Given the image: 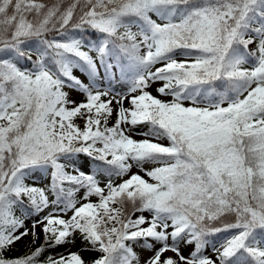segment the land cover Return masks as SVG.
Instances as JSON below:
<instances>
[{
    "label": "snow or ice",
    "instance_id": "1",
    "mask_svg": "<svg viewBox=\"0 0 264 264\" xmlns=\"http://www.w3.org/2000/svg\"><path fill=\"white\" fill-rule=\"evenodd\" d=\"M0 264H264V0H0Z\"/></svg>",
    "mask_w": 264,
    "mask_h": 264
},
{
    "label": "rangeland",
    "instance_id": "2",
    "mask_svg": "<svg viewBox=\"0 0 264 264\" xmlns=\"http://www.w3.org/2000/svg\"><path fill=\"white\" fill-rule=\"evenodd\" d=\"M153 94H155V92H153ZM78 98V97H77ZM39 183V181H37ZM46 182V181H45ZM28 243L27 240H25L22 244L18 245V248L17 250H25V245ZM77 247H79V243L77 242V246L76 247H73L71 250L72 251H76L77 250ZM56 252H63L64 249L63 248H58L55 250ZM84 257L85 259H91V254H88V253H85L84 254Z\"/></svg>",
    "mask_w": 264,
    "mask_h": 264
},
{
    "label": "trees",
    "instance_id": "3",
    "mask_svg": "<svg viewBox=\"0 0 264 264\" xmlns=\"http://www.w3.org/2000/svg\"><path fill=\"white\" fill-rule=\"evenodd\" d=\"M25 251V250H24ZM23 250H16L14 253H12L13 255H19L22 254L24 252Z\"/></svg>",
    "mask_w": 264,
    "mask_h": 264
}]
</instances>
